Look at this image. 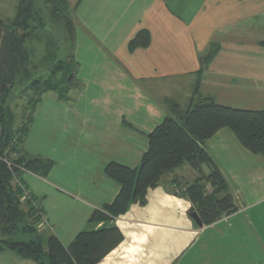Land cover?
I'll use <instances>...</instances> for the list:
<instances>
[{
    "label": "crops",
    "instance_id": "obj_1",
    "mask_svg": "<svg viewBox=\"0 0 264 264\" xmlns=\"http://www.w3.org/2000/svg\"><path fill=\"white\" fill-rule=\"evenodd\" d=\"M17 3L11 0L14 11ZM69 10L83 88L69 101L42 99L23 148L53 167L45 178L21 177L47 218V234L64 247L105 226L89 223L120 190L105 167L136 169L148 135L173 118L171 102L189 106L197 80L199 94L219 106L264 111V53L239 50L256 44L250 29L264 26L255 0H77ZM141 31L149 46L129 51ZM213 44L220 50L211 55ZM205 151L235 192L237 211L199 228L191 202L175 189L189 174L179 168L148 190L144 205L106 225L123 238L98 264H264V158L228 129ZM0 264L37 263L3 251Z\"/></svg>",
    "mask_w": 264,
    "mask_h": 264
},
{
    "label": "trees",
    "instance_id": "obj_2",
    "mask_svg": "<svg viewBox=\"0 0 264 264\" xmlns=\"http://www.w3.org/2000/svg\"><path fill=\"white\" fill-rule=\"evenodd\" d=\"M37 3L38 0H18L13 19L6 23L0 20V234L5 238L0 240V253L8 251L37 264H98L123 238L116 227L106 225L124 215L132 204L144 205L148 190L157 187L176 169L187 165L200 171L202 166H207L211 173L204 181L210 182L212 193L227 192L226 179L205 151L206 142L217 131L230 130L247 151L264 158V111L219 106L213 98L199 94L197 80L184 113L181 114L178 105H173L176 115L166 118L148 135V150L136 169L117 163L105 167V175L120 190L110 205L95 211L89 220L91 224L105 226L78 234L67 247L51 234H38L34 208L29 201L22 200L21 177L30 173L45 178L53 163L28 155L23 144L42 96L53 93L58 101H69L80 85L76 77L78 64L71 54L75 28L68 1L43 2L50 6L48 15L63 22L65 38L61 44H65L66 50L62 47L59 51L61 58L56 54L53 57L56 43L41 35L45 24ZM35 38L43 46L38 63L33 62L34 51L28 46ZM149 44V33L141 31L129 42L128 49L134 51ZM16 88L21 89L17 96L24 91L37 95L28 121L20 128H15L10 102V94ZM205 193L206 187L200 180L181 193L189 199L192 213L197 214L203 226H211L223 214L237 211L229 197L219 200L216 195Z\"/></svg>",
    "mask_w": 264,
    "mask_h": 264
},
{
    "label": "rangeland",
    "instance_id": "obj_3",
    "mask_svg": "<svg viewBox=\"0 0 264 264\" xmlns=\"http://www.w3.org/2000/svg\"><path fill=\"white\" fill-rule=\"evenodd\" d=\"M45 1L46 0H38V3H37V8L39 9L40 14H41L40 15L41 21L45 24V28L41 31L42 32L41 35L43 36V38L52 40L51 42L56 43V44H54L55 45V48H54L55 52L53 54V57H55L54 55L56 54L57 56H59V58H61L59 51L61 50L62 47L65 48V50H66L65 44H63V45L61 44L63 42V39L65 38L63 22H61L58 19L55 20L51 16L48 15V11L50 10V6L44 4L43 2H45ZM67 1L69 3L68 4L69 7H72L77 0H67ZM255 3H256V10L254 12L255 13L254 16L257 15L258 16L257 20H258L260 18L259 15L264 14V0H255ZM14 12L15 11L13 9V6L11 5V0H0V20L1 21L6 23V22L10 21L11 19H13L14 15H15ZM72 12H73V10H72ZM260 22L262 25H264V15L260 19ZM245 28H247V27H245ZM247 30L248 29H244V27L241 28V36ZM249 31H250L251 35L255 36L254 38L256 40V44L254 46L248 45V44L239 45L240 46L239 50H241V51H255V52H263L264 53V26L262 28H256L255 33H253L252 29H250ZM251 39H253V38H251ZM241 41H242V37H241ZM28 46L34 51L33 52L34 56H32L33 62L38 63L39 60L41 59L42 55H43V46H42L41 41L36 39V38L32 39V41L28 43ZM70 46L71 45L68 44V47H70ZM73 47H74V45L72 44V48ZM219 50H220L219 45L213 44L212 46H210L208 48V53H210L211 55H214ZM48 52H50V49L48 50ZM211 55L209 57H211ZM62 58H65V57L62 56ZM205 62H207L209 65V63L211 61H209L207 59ZM78 68H79V66H78ZM78 71H79V69H77L76 77H77V80L79 82L80 90H81L83 88V82L79 79ZM41 77H45V74H42ZM36 80L37 79H35V81ZM19 87L22 88L21 86H19ZM20 88H16L14 90V92H12L10 94L11 95L10 102H12L11 110L13 111V114L15 115V128H17V127L20 128V126H22L26 121H28L29 116L31 115L30 114L31 107L37 101L36 100L37 95L32 93V92H29V91H27V93L24 91V93L22 95L20 94L19 96H17L16 93L19 90H21ZM193 88H194V86H193ZM76 94H78V93L75 92V95ZM46 96H53L56 98V94L49 93V94L43 95L42 99L45 98ZM191 97H192V94H191ZM170 104H171L172 111H174L173 105L179 106V110H180L181 114H183L184 111L186 110V108H184L183 105H179L175 101L171 102ZM174 115H176V114H174ZM174 115H173V117H174ZM182 167H185L184 169H187L189 171V174L184 179L185 181L174 182L176 184L175 185L176 188L175 187L174 188L177 189V191H179V193H182L187 188V186L192 185L195 181L200 180V183L205 185V187H206V193H205L206 196L216 195L217 199H219V200H222V199H225L226 197H229L232 200V202L235 203V192L229 186L228 183H227V192L224 193V192L220 191L217 194L212 193L213 189L211 188L210 182L207 183V182H205L206 180L204 181V179H206L209 176V174L211 173L209 167L202 166L200 171L194 170L187 165H184ZM182 167H180V168H182ZM181 171H183V170H181ZM171 174H169V175H171ZM169 175H167V176H169ZM177 180H179V179H177ZM15 183H16V181H14V184ZM23 186L26 188L32 202L35 203L36 205H38L39 209L41 210V207H40L38 201H36V199L31 196L30 192L28 191L27 187L24 184H23ZM23 186H22V188H24ZM23 203H26V201H23ZM227 216H229V215L223 214L219 220L226 218ZM45 218H46V216H45ZM46 220H47V218H46ZM47 223H48V221H47ZM48 226H49V228H47L46 226H44L43 228H40L39 222H37L36 223L37 233L48 235L47 233L50 229L49 223H48ZM2 239H5V238L2 237L0 234V240H2Z\"/></svg>",
    "mask_w": 264,
    "mask_h": 264
},
{
    "label": "built area",
    "instance_id": "obj_4",
    "mask_svg": "<svg viewBox=\"0 0 264 264\" xmlns=\"http://www.w3.org/2000/svg\"><path fill=\"white\" fill-rule=\"evenodd\" d=\"M21 189L23 191L22 200L23 201H29L31 203V206L34 208V211H35V216L39 220L38 222H39L40 228H43L44 226L49 228L44 213L39 209L38 205H36L35 203L32 202V200L30 199V196H29L27 190L25 189V187L22 188V186H21Z\"/></svg>",
    "mask_w": 264,
    "mask_h": 264
},
{
    "label": "water",
    "instance_id": "obj_5",
    "mask_svg": "<svg viewBox=\"0 0 264 264\" xmlns=\"http://www.w3.org/2000/svg\"><path fill=\"white\" fill-rule=\"evenodd\" d=\"M190 217L193 219V221L195 222V224L199 227L202 228L203 224L201 223L199 217L197 216L196 213H191Z\"/></svg>",
    "mask_w": 264,
    "mask_h": 264
}]
</instances>
